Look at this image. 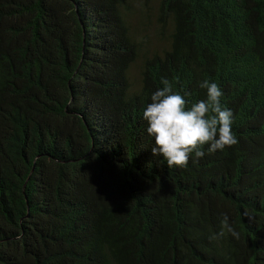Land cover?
<instances>
[{
	"label": "trees",
	"instance_id": "1",
	"mask_svg": "<svg viewBox=\"0 0 264 264\" xmlns=\"http://www.w3.org/2000/svg\"><path fill=\"white\" fill-rule=\"evenodd\" d=\"M162 77L237 143L153 157ZM0 264H264V0H0Z\"/></svg>",
	"mask_w": 264,
	"mask_h": 264
},
{
	"label": "clouds",
	"instance_id": "2",
	"mask_svg": "<svg viewBox=\"0 0 264 264\" xmlns=\"http://www.w3.org/2000/svg\"><path fill=\"white\" fill-rule=\"evenodd\" d=\"M159 83L162 87L150 95L142 119L152 141L153 157L162 158L168 169L183 168L190 158L196 164L206 154L222 152L237 143L232 131L233 113L221 104L223 93L216 82L208 78L199 81L204 98L190 106L167 78L162 77ZM219 226L218 232L209 235L210 241L226 236L238 238L227 214H221Z\"/></svg>",
	"mask_w": 264,
	"mask_h": 264
},
{
	"label": "rangeland",
	"instance_id": "3",
	"mask_svg": "<svg viewBox=\"0 0 264 264\" xmlns=\"http://www.w3.org/2000/svg\"><path fill=\"white\" fill-rule=\"evenodd\" d=\"M153 30H154V25H150V26H149V29H147V32H146V33L150 34V35L152 36V38H153V33H151V32H152Z\"/></svg>",
	"mask_w": 264,
	"mask_h": 264
}]
</instances>
